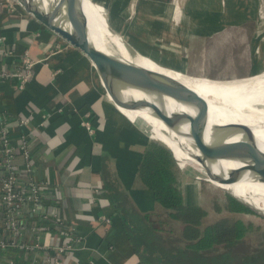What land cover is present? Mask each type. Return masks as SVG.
I'll list each match as a JSON object with an SVG mask.
<instances>
[{"label": "crops", "instance_id": "crops-1", "mask_svg": "<svg viewBox=\"0 0 264 264\" xmlns=\"http://www.w3.org/2000/svg\"><path fill=\"white\" fill-rule=\"evenodd\" d=\"M185 2L194 6L189 0ZM10 5L0 0V71L17 68L29 52L36 61V73L24 89H19L14 80L0 82V117L12 116V137L20 138L23 133L27 136L44 203L61 222L51 220L56 228L42 234L41 242L48 240L56 246L72 241L76 248L62 255L63 264H145L122 213L133 211L143 219L132 203L144 214L161 209L138 179L143 137L129 121L137 118L129 116L108 94L110 101L103 98L94 84L92 62L81 50L22 8ZM200 12L202 19L185 10L180 23L174 24L169 8L159 25L163 31L153 57L163 48L174 56L177 66V59L184 57L181 47L174 44L188 45L189 56L184 58L187 66L192 68L194 61L197 67L207 65V49L201 46L205 45L203 36L208 35L217 72L213 30L208 15ZM156 14L154 4L148 20L156 19ZM143 25H131L129 30L142 29ZM164 33L178 42L162 38ZM251 34L258 35L254 30ZM197 42L201 46H196ZM257 44L262 47L260 41ZM143 48L149 50L146 45ZM22 118L27 125H20ZM87 121L92 129L85 124ZM152 132L170 144L158 131ZM183 160L190 161L186 155ZM30 216L26 238L31 241L38 217ZM47 253L20 251L22 264L35 260V264H42Z\"/></svg>", "mask_w": 264, "mask_h": 264}, {"label": "water", "instance_id": "water-1", "mask_svg": "<svg viewBox=\"0 0 264 264\" xmlns=\"http://www.w3.org/2000/svg\"><path fill=\"white\" fill-rule=\"evenodd\" d=\"M15 1L45 27L49 28L68 43L81 50L91 60L94 70V84L106 101L110 100L107 92L103 88L100 76L104 79L108 88L110 87V92L112 93V96H114L117 104H119L123 109L135 111L148 108L151 110V113L160 118L168 127L173 129H179L181 125L189 123V137L192 139L196 149L199 151V155L196 159L202 166L209 162H215L221 159L237 160L244 163L245 166L242 169L238 168L232 170L226 178L223 176L213 177L211 169L207 167V165L204 173L193 161L182 163L175 151L169 145L157 138H154L152 132L153 126L149 121L143 117L134 120L127 116L133 126L140 130L143 137L141 161L144 159V156L151 151L162 153L165 160H167L177 175L181 179L192 183H210V181L206 178L207 175L222 183H234L239 179L241 172L246 169H249L252 174L264 182V165L248 140L244 136L243 138L235 141L229 140L233 134L240 130L239 124L227 123L216 125L214 126L213 139L211 141L206 140L205 135L208 126L210 107L206 98L197 91L179 81L171 84L168 89L170 97L194 107L196 110L195 114L179 112L169 115L162 111L160 106L149 100H138L134 99L133 96L128 97L125 94L127 89L140 90L148 93L154 91L160 82V74L158 75V73L156 74L137 63L125 60L120 56L110 54L97 47L87 31V17L85 16L83 9L76 8L75 4H72V2H68L67 4H63L61 1L54 2L49 7L51 10L49 15H45L37 8L36 5L30 2V0ZM185 1L186 0H153L157 8L156 19L153 18L142 29L132 30L133 32L128 30L127 33L131 35H129V37L127 36V33H122V28L119 25L117 26V20L106 12V30L109 29L110 31L120 35L122 40L125 42L127 49L130 50L131 53L138 52L140 55L152 59L155 48L154 45H157V39L161 37V32L163 31L160 29L159 25L169 8H171L173 12L177 11L182 16L186 10L193 14L195 18L202 19L203 16L200 10L190 4L188 6ZM57 18L67 19L69 25H64L59 22ZM172 19L174 20V24H179L182 17H178V22L177 17ZM143 31H145L146 39L141 41L140 36ZM201 38L202 36L199 35L198 39L200 40ZM203 38L205 39L204 42L207 49V65L197 67L195 65L196 61H194V65L190 68L192 69V74L196 77L221 80L215 72L213 46L211 45L210 37L205 35ZM191 43L193 44V42ZM144 45H146V47L148 46L149 50L143 48ZM199 45L200 42H197L196 46L199 47ZM187 46L188 45L179 46L181 47L180 53L184 58H188L189 56V48ZM218 188L222 190L224 202L221 204H224L227 201L237 202L240 206L245 208L246 213L264 217V213L241 197L237 196L232 191L227 189L225 190L220 187Z\"/></svg>", "mask_w": 264, "mask_h": 264}, {"label": "bare ground", "instance_id": "bare-ground-1", "mask_svg": "<svg viewBox=\"0 0 264 264\" xmlns=\"http://www.w3.org/2000/svg\"><path fill=\"white\" fill-rule=\"evenodd\" d=\"M60 1L63 4L72 2V4H75L76 8L83 9V0H30V2L36 5L37 8L45 15H49V13L51 12L49 7L52 3ZM83 12L87 17V31L89 32L90 38L97 47L107 51L110 54H115L125 60L137 63L156 74L158 73V75L160 74V82L158 83V87L156 89L154 88L155 92L152 91L148 93L140 90L127 89L125 94L128 97L133 96L134 99L149 100L160 106L162 111L169 115L179 112H188L190 114H195L196 110L194 107L188 104H184L173 97H170L168 93V89L171 84L176 81L182 82L205 97L209 103L210 112L207 131L205 135L206 140L211 141L213 139L214 126L216 125L227 123L239 124L240 130L233 134V136H231L229 140L235 141L243 138L244 136L253 147L255 153L264 165L263 70V72L259 73L256 76L251 77L250 75L247 77L234 79L211 80L209 78L190 76L182 72L173 70L171 67H168V63L162 62L161 60V64H157V57H153L152 59H150L149 57L140 55L138 52L131 53L130 50L127 49V46L120 35L110 31L109 29L106 30L107 27H105V25H102L99 22L95 21L87 14L86 11L83 10ZM57 20L64 25H69L67 19L57 18ZM167 36L164 33L163 38L168 40L170 39V43H172L171 41L176 40L170 35L168 37ZM176 41H173V43ZM150 60L156 61V63ZM100 80L109 97L117 104L114 96H112V93L110 92V87L108 88L106 82L101 76ZM126 111L129 115H134L136 118L143 117L144 119L149 121L150 124L160 134H162L167 139V141L170 142L172 146L166 142L164 143L169 145L175 151L176 155L182 163L184 160L179 157L177 150L179 152H183L187 157H189L190 161L198 163L202 167L201 170H203L204 173L206 171L207 165V167L211 169L213 177L223 176L226 178L232 170L238 168L242 169L245 166L244 163L233 159H221L215 162H209L202 166L196 159V157L199 155V151L196 149L192 139L189 137V123L181 125L179 129H173L168 127L160 118L151 113V110H149L148 108L135 111ZM206 178L210 182H214L218 185H220L221 183L232 188L237 184H240L242 185L241 188L243 191L264 198V182L259 180L257 176L252 174L249 169L243 170L239 179L234 183H222L214 180L208 175ZM249 185H251L253 190L249 188ZM224 189L229 190L226 187H224ZM259 210L264 213V208Z\"/></svg>", "mask_w": 264, "mask_h": 264}, {"label": "trees", "instance_id": "trees-1", "mask_svg": "<svg viewBox=\"0 0 264 264\" xmlns=\"http://www.w3.org/2000/svg\"><path fill=\"white\" fill-rule=\"evenodd\" d=\"M3 117L10 123L11 115ZM138 179L161 206L153 212L162 213L164 209L171 220L181 225L177 238L162 221L149 215L142 219L133 211L123 210L130 238L145 264H264V248L259 249L260 243L251 244L248 253L242 256L234 250L240 243H249L255 230L254 223L239 217V213H246L243 206L233 201L221 204L217 200L215 216L211 218L204 207L187 203L182 180L162 153L151 151L144 156L138 167ZM236 194L256 208H264L263 197L245 191ZM30 217L27 214V219ZM44 224L50 230L56 228L54 221L47 220ZM5 255L17 263L23 262L19 250L0 249V258ZM0 264L9 263L0 259Z\"/></svg>", "mask_w": 264, "mask_h": 264}, {"label": "rangeland", "instance_id": "rangeland-1", "mask_svg": "<svg viewBox=\"0 0 264 264\" xmlns=\"http://www.w3.org/2000/svg\"><path fill=\"white\" fill-rule=\"evenodd\" d=\"M189 1L194 7L200 9L209 17L217 52L218 69L216 74L218 73L220 79H234L250 75L252 77L264 71V0ZM16 4L18 3L16 2ZM83 7L87 9V14L91 18L95 21H99V23H102L103 25H105V14L107 12L111 17L117 20V26L119 25L122 28L121 30L124 34L128 32L131 25L133 28H136L144 23L143 26L145 27L147 24L146 22L151 21L148 19L152 17L154 11L153 0H93L91 2L89 0H83ZM20 8L22 7L20 6ZM173 14L172 18L177 17V22L178 17H182L177 11L173 12ZM172 21L174 22L173 19ZM252 30L256 31L258 35H252ZM129 35L130 34L127 33L128 37ZM163 36L164 34L162 35V38ZM145 39V31H143L140 40L144 41ZM259 41L262 47L258 46L257 43ZM174 45H176L175 47H179L177 44ZM203 46H205L204 43L201 47ZM155 57H157V64L159 65L161 64L160 60L162 62L166 61L169 64L168 67H171L173 70L194 76L192 74V69L187 66L188 63L184 58L177 57L176 66L174 56L168 55L163 48L157 51ZM150 61L156 63V61ZM125 112L127 113L126 110ZM132 117L135 116L133 115ZM152 129L157 131L154 127H152ZM177 152L179 157L183 159L185 154L178 150ZM196 164L201 170L202 167L198 163ZM201 171L203 172V170ZM181 180V188L184 192L186 202L204 207L210 212L211 218L214 217L215 201L218 200L220 203L224 202L222 190L218 188L220 187L224 189V184L220 183V185H218L214 182H210L212 184L208 182L199 184L183 179ZM227 187L232 190V192L235 191V194L238 192L244 193L241 188L242 185L240 184H237L233 188L229 186ZM249 188L252 189L251 185H249ZM236 195L239 196V194ZM130 205H132L134 211L137 214L139 212L143 218L149 215L153 220L162 221L166 224L167 229L172 230L177 238H180L181 225L179 222L171 220L166 210L163 209L162 213L148 211L144 214L141 208H138L135 204L132 203ZM238 215L246 222L254 223L255 230L251 232L249 243H240L234 250L238 251L239 255L247 254L251 244L256 246L258 243L261 244L259 249H263L264 217L248 213H239Z\"/></svg>", "mask_w": 264, "mask_h": 264}, {"label": "built area", "instance_id": "built-area-1", "mask_svg": "<svg viewBox=\"0 0 264 264\" xmlns=\"http://www.w3.org/2000/svg\"><path fill=\"white\" fill-rule=\"evenodd\" d=\"M6 1L14 8L20 7L15 0ZM35 64V59L26 52L20 66L0 71V82L14 80L19 89H24L35 76ZM19 123L21 126L27 125V120L22 118ZM89 123L85 122L88 127ZM0 142V249L48 251L42 264H63L62 255L76 246L72 241L56 246H51L48 240L41 242L42 234L51 233L44 222L60 220L56 214H50L44 203L41 184L34 176L35 167L27 136L23 133L20 138L13 139L12 126L0 117ZM27 214L38 217L32 228L34 239L31 241L26 238ZM0 259L9 264H20L6 255Z\"/></svg>", "mask_w": 264, "mask_h": 264}]
</instances>
